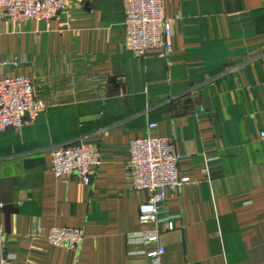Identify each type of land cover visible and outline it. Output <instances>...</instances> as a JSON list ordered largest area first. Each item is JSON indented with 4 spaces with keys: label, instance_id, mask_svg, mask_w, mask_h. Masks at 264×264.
Returning a JSON list of instances; mask_svg holds the SVG:
<instances>
[{
    "label": "crops",
    "instance_id": "obj_1",
    "mask_svg": "<svg viewBox=\"0 0 264 264\" xmlns=\"http://www.w3.org/2000/svg\"><path fill=\"white\" fill-rule=\"evenodd\" d=\"M63 1L50 21L0 9V57L19 63L5 72L31 78L48 108L0 133L7 255L15 264H264V0H163L174 20L169 60L126 50L124 0ZM150 124L176 146L187 181L167 191L160 223L143 225L147 195L127 165L130 141ZM82 141L100 157L90 186L51 171L52 146ZM54 227L84 230L81 247L50 245ZM152 231L157 243L139 237ZM159 247L161 258L147 256Z\"/></svg>",
    "mask_w": 264,
    "mask_h": 264
},
{
    "label": "built area",
    "instance_id": "obj_2",
    "mask_svg": "<svg viewBox=\"0 0 264 264\" xmlns=\"http://www.w3.org/2000/svg\"><path fill=\"white\" fill-rule=\"evenodd\" d=\"M0 9L13 21H50L67 9L63 0H0ZM126 50L136 59L144 60L152 51L169 60L175 51L174 20L166 18L163 0H124ZM18 66L0 57V133L8 130L21 131L34 125L48 108L35 96L33 80L25 76L10 77L5 70ZM158 124H150L146 137L130 141L128 175L133 189L147 195L140 206L139 220L143 225L160 223L161 205L167 191L179 190L187 181L180 176V155L176 146L167 138L153 133ZM264 136V134H263ZM52 168L57 179L78 177L85 186L93 182L94 170L100 164L99 153L87 143H71L52 146ZM4 205L0 203V215ZM168 228L173 230L172 222ZM34 237L42 233L36 231ZM148 243H157L159 233L152 231L140 235ZM47 242L55 247L78 250L85 239L82 229L54 227L46 235ZM6 234L0 216V264H15V258L5 251ZM164 247L147 253L149 258H161Z\"/></svg>",
    "mask_w": 264,
    "mask_h": 264
},
{
    "label": "water",
    "instance_id": "obj_3",
    "mask_svg": "<svg viewBox=\"0 0 264 264\" xmlns=\"http://www.w3.org/2000/svg\"><path fill=\"white\" fill-rule=\"evenodd\" d=\"M92 118H94V117H92ZM215 122H216V127H217V130L220 132V127H219V123H218V121L215 119Z\"/></svg>",
    "mask_w": 264,
    "mask_h": 264
}]
</instances>
